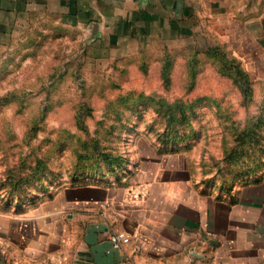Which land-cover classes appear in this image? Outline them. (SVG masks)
I'll return each mask as SVG.
<instances>
[{"label": "rangeland", "instance_id": "1", "mask_svg": "<svg viewBox=\"0 0 264 264\" xmlns=\"http://www.w3.org/2000/svg\"><path fill=\"white\" fill-rule=\"evenodd\" d=\"M199 27L180 42L151 40L124 55L93 54L81 32L52 24L0 38L7 212L54 203L85 182H130L157 166L217 197L263 181L264 47L241 57L219 23Z\"/></svg>", "mask_w": 264, "mask_h": 264}, {"label": "crops", "instance_id": "2", "mask_svg": "<svg viewBox=\"0 0 264 264\" xmlns=\"http://www.w3.org/2000/svg\"><path fill=\"white\" fill-rule=\"evenodd\" d=\"M208 23L241 57L264 47V0H0V38L52 24L81 32L93 54L177 43ZM162 168L65 188L21 214L0 203V264H264V180L217 197Z\"/></svg>", "mask_w": 264, "mask_h": 264}, {"label": "built area", "instance_id": "3", "mask_svg": "<svg viewBox=\"0 0 264 264\" xmlns=\"http://www.w3.org/2000/svg\"><path fill=\"white\" fill-rule=\"evenodd\" d=\"M116 246H122L125 242L129 240V235L125 232L113 233L110 235Z\"/></svg>", "mask_w": 264, "mask_h": 264}]
</instances>
